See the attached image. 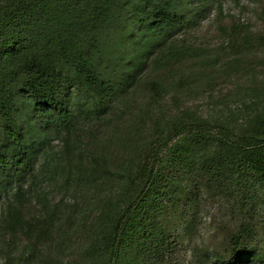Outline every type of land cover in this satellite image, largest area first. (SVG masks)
<instances>
[{
	"label": "trees",
	"instance_id": "16d2710c",
	"mask_svg": "<svg viewBox=\"0 0 264 264\" xmlns=\"http://www.w3.org/2000/svg\"><path fill=\"white\" fill-rule=\"evenodd\" d=\"M256 15L257 30L216 25L210 49L186 35L174 0H0V144L11 150L0 168L16 180L0 206V259L264 264V5ZM228 67L248 84L213 95ZM202 187L231 211L184 262L183 234L198 233L185 208Z\"/></svg>",
	"mask_w": 264,
	"mask_h": 264
},
{
	"label": "rangeland",
	"instance_id": "374dc122",
	"mask_svg": "<svg viewBox=\"0 0 264 264\" xmlns=\"http://www.w3.org/2000/svg\"><path fill=\"white\" fill-rule=\"evenodd\" d=\"M174 2L179 13L187 17L192 24V27L186 32V35L191 34L193 38L197 39L198 43L202 41L206 48L215 49L221 44L220 41L222 39L215 32L216 25L218 27L219 24H225L228 26V29H231L233 28L232 22L234 21L237 27H240L241 24L245 25L248 23L252 30H257L262 26L257 18L256 11H260L261 7L264 5V0H174ZM218 3L221 4L220 12L222 15L220 18L217 16L219 12L217 10ZM223 45L225 46L226 44L224 43ZM216 51L217 50H214L213 53H216ZM228 57L230 58L231 55L223 57V60L228 59ZM258 67H262V65L259 64ZM223 70L227 75H217L216 83L220 84L221 88L215 90L213 95H221L233 89L234 86H245V84H248V79L241 75V69L235 71L233 68L228 67ZM259 76L264 78V73ZM221 77L227 78V80L221 79ZM201 102L205 104L207 100H201ZM73 108L80 119L88 112L84 109L78 110L75 104H73ZM82 121L89 122V119L86 118ZM90 127H93V125L87 128L89 129ZM108 129L110 130L109 126L106 128V132ZM99 138H101V136H99ZM21 142L29 151V160L31 162L36 161L41 156V154H39V146L33 141V136L31 137L30 133L25 134ZM50 144L56 146L60 144V142L55 139L51 141ZM4 155L10 156L11 150L9 147L7 148L0 144V158ZM9 174L7 167L4 169L0 168V206L4 198L11 195L13 187L16 184V180L9 176ZM207 192L206 188L202 187L199 190V197L197 198L201 203L197 201L198 204L190 207L188 206L187 209L185 208L186 214L189 216L188 219L194 211L197 213L194 225L198 233L193 232L191 237L188 234H183L182 243L180 242L178 247L180 251L178 252V259H182L184 262L189 260L190 248L194 246V243L203 242L206 244L210 241L209 237H213L212 234L214 232L211 230V224H213L215 228H218L220 225H223V221L229 219V211H231L229 207V198L224 196L219 197L218 195L210 197ZM262 200L263 202L260 203L257 210L258 235L256 237V242L261 249H264V197ZM184 203L185 200H183V204ZM186 206L185 204V207ZM238 214L239 213L236 215ZM212 217H215V221L211 223L210 220ZM174 219L173 224H178L180 219H178V217ZM0 264H6V262L0 259Z\"/></svg>",
	"mask_w": 264,
	"mask_h": 264
}]
</instances>
